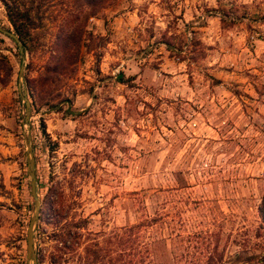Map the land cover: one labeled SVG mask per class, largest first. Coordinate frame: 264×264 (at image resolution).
Masks as SVG:
<instances>
[{"label": "rangeland", "instance_id": "rangeland-1", "mask_svg": "<svg viewBox=\"0 0 264 264\" xmlns=\"http://www.w3.org/2000/svg\"><path fill=\"white\" fill-rule=\"evenodd\" d=\"M61 1L23 48L21 89L0 33V264H27V135L37 264H264V0L109 1L75 70L45 82Z\"/></svg>", "mask_w": 264, "mask_h": 264}, {"label": "trees", "instance_id": "trees-1", "mask_svg": "<svg viewBox=\"0 0 264 264\" xmlns=\"http://www.w3.org/2000/svg\"><path fill=\"white\" fill-rule=\"evenodd\" d=\"M109 1L112 0H63L60 2L67 9L57 18L59 24L52 42L51 59L43 72L45 82L53 81L57 77L61 78L69 65L75 70L74 66L80 58L86 22L89 17L104 8ZM0 2L4 6L7 20L11 24L13 32L23 42V48L26 50L32 40V32L41 28L47 18L50 0H0ZM73 69L70 71L73 72ZM11 74L12 66L8 58L0 53V86L7 82ZM117 78L122 80V74L119 73ZM34 90L27 86L26 94L29 97H34ZM259 213L264 219V196L259 206ZM131 264L141 263L134 261Z\"/></svg>", "mask_w": 264, "mask_h": 264}, {"label": "water", "instance_id": "water-1", "mask_svg": "<svg viewBox=\"0 0 264 264\" xmlns=\"http://www.w3.org/2000/svg\"><path fill=\"white\" fill-rule=\"evenodd\" d=\"M0 33H3L4 35H7L15 40V42L18 45L21 57H22V63L19 69V89H21V81H22V75H23V69H24V49H23V42L19 39V37L11 30L5 29L0 26ZM21 91V90H20ZM21 97L25 102V123L29 122L30 119V112H31V104L30 101L27 98L26 92L21 93ZM25 145H26V153H27V172L30 177L29 183H30V192L31 196L34 199V208L32 211V215L30 217V221L27 227V237H26V254H27V264H37V254L34 247V232L36 229L38 216H39V209H40V197L37 192V179L35 174V157L31 145V137L30 135H27L25 137Z\"/></svg>", "mask_w": 264, "mask_h": 264}]
</instances>
